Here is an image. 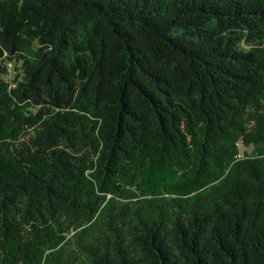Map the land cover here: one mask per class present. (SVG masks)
Masks as SVG:
<instances>
[{
  "label": "trees",
  "instance_id": "16d2710c",
  "mask_svg": "<svg viewBox=\"0 0 264 264\" xmlns=\"http://www.w3.org/2000/svg\"><path fill=\"white\" fill-rule=\"evenodd\" d=\"M0 264H264V0H0Z\"/></svg>",
  "mask_w": 264,
  "mask_h": 264
},
{
  "label": "rangeland",
  "instance_id": "374dc122",
  "mask_svg": "<svg viewBox=\"0 0 264 264\" xmlns=\"http://www.w3.org/2000/svg\"><path fill=\"white\" fill-rule=\"evenodd\" d=\"M241 149L244 150V149H247V150H251L252 149V146H248V147H245V146H241Z\"/></svg>",
  "mask_w": 264,
  "mask_h": 264
}]
</instances>
